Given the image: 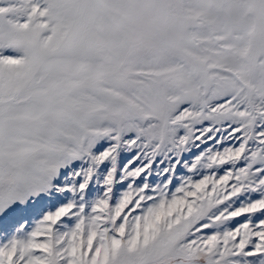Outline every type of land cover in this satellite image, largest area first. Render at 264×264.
<instances>
[{"label":"snow or ice","instance_id":"obj_1","mask_svg":"<svg viewBox=\"0 0 264 264\" xmlns=\"http://www.w3.org/2000/svg\"><path fill=\"white\" fill-rule=\"evenodd\" d=\"M0 264H264V0H0Z\"/></svg>","mask_w":264,"mask_h":264}]
</instances>
